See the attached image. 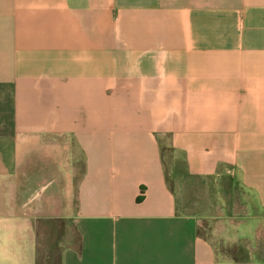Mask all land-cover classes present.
<instances>
[{"label":"crops","instance_id":"0c3cea01","mask_svg":"<svg viewBox=\"0 0 264 264\" xmlns=\"http://www.w3.org/2000/svg\"><path fill=\"white\" fill-rule=\"evenodd\" d=\"M203 221L264 264V0H0V264H236Z\"/></svg>","mask_w":264,"mask_h":264},{"label":"rangeland","instance_id":"374dc122","mask_svg":"<svg viewBox=\"0 0 264 264\" xmlns=\"http://www.w3.org/2000/svg\"><path fill=\"white\" fill-rule=\"evenodd\" d=\"M162 159H163V168L165 170V174H167V182L170 183V171H172L175 167H173L172 163L169 160V156L166 151H162ZM83 170V162L81 155L78 156V169L77 175L75 176V181L79 180L82 176ZM197 187V186H196ZM195 192H197V188H195ZM237 195V194H236ZM197 193H195V197H197ZM237 197V196H236ZM235 197V198H236ZM236 202V200H235ZM209 221L201 222V225L198 229V232L204 238H207L214 248L215 254L218 259H235L236 264H252L256 259L261 258V244L259 241L255 242H239L237 244H229L219 241L218 239H213L210 236L209 231ZM49 239L50 235L47 234L45 236V241L43 242V246L41 247L43 250L39 251V261L38 264H49L48 262V254H49ZM53 260V259H52Z\"/></svg>","mask_w":264,"mask_h":264}]
</instances>
